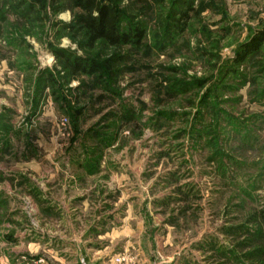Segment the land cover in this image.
<instances>
[{
    "label": "rangeland",
    "instance_id": "374dc122",
    "mask_svg": "<svg viewBox=\"0 0 264 264\" xmlns=\"http://www.w3.org/2000/svg\"><path fill=\"white\" fill-rule=\"evenodd\" d=\"M100 1L0 0V264H264V0Z\"/></svg>",
    "mask_w": 264,
    "mask_h": 264
},
{
    "label": "trees",
    "instance_id": "16d2710c",
    "mask_svg": "<svg viewBox=\"0 0 264 264\" xmlns=\"http://www.w3.org/2000/svg\"><path fill=\"white\" fill-rule=\"evenodd\" d=\"M72 5L80 10L76 25L85 33L87 45L93 47L101 42L108 47H122L139 43L143 38V32L137 27H122L121 15L111 4H106L100 0H70ZM187 7H191L190 2H186ZM32 6V5H30ZM0 9V14H1ZM29 9L25 10L28 13ZM182 19L187 18L186 12L182 14ZM182 19L176 21V27L182 28ZM70 25L68 28H73ZM264 35L252 45H249L239 61H244L248 56L256 53ZM56 59L65 62V65L72 68L76 74L94 75L100 68L96 61H85L83 58L74 57L69 52L62 49L53 51Z\"/></svg>",
    "mask_w": 264,
    "mask_h": 264
},
{
    "label": "built area",
    "instance_id": "2783aa9c",
    "mask_svg": "<svg viewBox=\"0 0 264 264\" xmlns=\"http://www.w3.org/2000/svg\"><path fill=\"white\" fill-rule=\"evenodd\" d=\"M118 262H121V259H118Z\"/></svg>",
    "mask_w": 264,
    "mask_h": 264
},
{
    "label": "crops",
    "instance_id": "0c3cea01",
    "mask_svg": "<svg viewBox=\"0 0 264 264\" xmlns=\"http://www.w3.org/2000/svg\"><path fill=\"white\" fill-rule=\"evenodd\" d=\"M95 256H97V254L95 253Z\"/></svg>",
    "mask_w": 264,
    "mask_h": 264
}]
</instances>
